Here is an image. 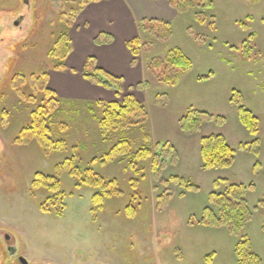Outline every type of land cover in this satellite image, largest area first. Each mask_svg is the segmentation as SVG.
<instances>
[{
    "label": "rangeland",
    "instance_id": "rangeland-1",
    "mask_svg": "<svg viewBox=\"0 0 264 264\" xmlns=\"http://www.w3.org/2000/svg\"><path fill=\"white\" fill-rule=\"evenodd\" d=\"M67 1L0 0V232L19 236L29 264H237L236 245L243 236L264 264V209L259 206L264 198V0H213L211 8L177 11L172 20H158L171 24L168 37L162 36L164 24L141 28L142 81L123 88L121 96L132 94L143 102L148 122L129 128L125 136L134 149L153 150L156 169L148 161L134 167L132 153L96 163L121 137L101 134L97 100L56 92L62 102H55L51 125L55 145L19 136L39 101L22 96L16 90L20 83L7 81L13 74L54 70L48 52L69 29ZM70 1L74 7L81 2ZM77 17L72 16V30ZM176 47L193 67L172 85L159 75L164 65L156 66ZM241 105L258 117L257 132L241 122ZM190 113L200 120L195 129L183 130L182 118ZM214 133L223 134L236 151L228 168L203 164L200 140ZM59 139L66 141L59 146ZM77 164L118 181L119 192L103 208L94 206L96 190L70 174ZM38 172L61 180L62 205L41 208L53 194L34 189ZM176 176L197 187L181 185ZM133 179L139 180L136 186ZM234 183L252 185L245 196L252 217L243 230L202 223L212 193ZM6 259L0 245V264L16 263Z\"/></svg>",
    "mask_w": 264,
    "mask_h": 264
},
{
    "label": "trees",
    "instance_id": "trees-1",
    "mask_svg": "<svg viewBox=\"0 0 264 264\" xmlns=\"http://www.w3.org/2000/svg\"><path fill=\"white\" fill-rule=\"evenodd\" d=\"M95 1L100 0H81L76 7H74V3L71 4L70 0L67 1V3L71 5L70 12H67V21L65 23L69 26V29L66 32L63 31L59 33L48 52L54 70L66 69V61L73 48L70 35L71 24H73L72 16L76 18L84 7ZM169 1L177 11H182L183 9L200 10L204 7L211 8L214 6L213 0ZM62 15L64 14L62 13ZM196 15V19L199 20V23H204V18L201 17L203 13L197 12ZM151 23L164 24L166 31L162 33L163 37H168L172 34V26L169 22H162L154 19L141 20L139 22V29H147L148 24ZM111 38V35L103 33L97 37L96 42L99 44L107 43ZM142 45L143 40L140 35L128 42V46L135 56H139L141 53ZM244 45V47L249 46L247 42ZM163 65L164 68L159 72L161 79L166 83L176 85L179 81L180 73L192 69L193 62L180 48L176 47L170 49L164 61H158L156 67L160 68ZM49 75V72H45L41 75L31 74L29 76H25L23 73L13 74L12 78L7 81V84H14L15 86L20 83L19 86L16 87V90H19L22 96L39 101L35 104L30 114V121L22 128L19 136H22V139H26L33 135L41 144H46L48 142L47 146H54V140H52L53 138L51 137L54 131L51 125L56 108L55 102H62V100H60L56 91L49 86ZM84 76L95 84L116 89L117 96L122 97L123 78L99 67L94 57L88 58L84 69ZM21 80L23 81L21 82ZM36 92L37 94L39 93V96L41 95L40 99L39 96L36 95ZM97 104L100 108L98 123L101 134L105 138H110V136L119 133L121 137L110 146L109 152L102 157L100 162H96L97 159H93L92 162L104 164L108 159L132 153L134 167L136 164L140 165L142 161H148L152 164L154 169H156L158 163L156 162V157L152 153L153 150L146 147L134 149V143L125 136L129 128H133L136 125L147 124L149 114L146 105L132 94L126 95L120 100H97ZM194 114L195 113H190L182 118L183 130L190 131L197 127V121L200 119H198V115L195 116ZM239 115L241 122L248 130L253 133L258 131V117L244 105L240 106ZM19 136L17 138L18 140L21 139ZM65 141L66 140L59 139V146L64 144ZM200 152L203 164L207 168H228L232 166L236 154L235 149L232 148L226 137L220 133L203 136L200 140ZM67 165L70 166V163L68 162ZM137 171H140V169H137ZM69 172L72 176L77 178L80 184L83 183L96 190L93 195V203L94 206L99 209L105 206L109 198L116 196L114 192H119L118 181L115 179H106L89 165L81 167L77 164L76 168L72 166ZM176 177H178L176 179L179 180L180 184L185 187H197L195 184L186 181L180 176ZM133 181L135 186L136 183L139 182L138 179H133L132 182ZM78 185L77 183V186ZM251 186L234 183L223 192H213L211 195L213 204L206 207L201 222L216 226L227 225L229 229L235 233L243 230L252 217L245 197L247 190L251 189ZM33 187L35 190H40L46 195L53 194V196L45 198L41 208L47 209L46 206L43 207L44 204L46 205L47 203H50L53 208L62 205L61 200L64 199V192L62 191L61 180L57 179L56 176L38 172L33 181ZM259 206L264 209V198L259 201ZM236 253L237 264H263L262 258L252 250L250 238L247 236H243L237 243Z\"/></svg>",
    "mask_w": 264,
    "mask_h": 264
},
{
    "label": "crops",
    "instance_id": "crops-1",
    "mask_svg": "<svg viewBox=\"0 0 264 264\" xmlns=\"http://www.w3.org/2000/svg\"><path fill=\"white\" fill-rule=\"evenodd\" d=\"M177 10L169 0H100L89 3L71 29L73 48L66 69L49 72V86L67 98L116 100V89L91 82L84 76L89 57L99 67L123 78V88L142 81V65L137 62L128 42L140 35L139 22L145 19L169 21ZM111 35L107 43H97L101 34Z\"/></svg>",
    "mask_w": 264,
    "mask_h": 264
},
{
    "label": "flooded vegetation",
    "instance_id": "flooded-vegetation-1",
    "mask_svg": "<svg viewBox=\"0 0 264 264\" xmlns=\"http://www.w3.org/2000/svg\"><path fill=\"white\" fill-rule=\"evenodd\" d=\"M19 242H21V240L17 234L9 232L8 230L0 232V245L5 248L7 255V259L4 260V262H16L15 264L19 262L20 264H24L20 259L22 255L18 244Z\"/></svg>",
    "mask_w": 264,
    "mask_h": 264
},
{
    "label": "water",
    "instance_id": "water-1",
    "mask_svg": "<svg viewBox=\"0 0 264 264\" xmlns=\"http://www.w3.org/2000/svg\"><path fill=\"white\" fill-rule=\"evenodd\" d=\"M20 259H21V261H23L24 264H28L29 263L28 260L25 257H23V256H21Z\"/></svg>",
    "mask_w": 264,
    "mask_h": 264
}]
</instances>
